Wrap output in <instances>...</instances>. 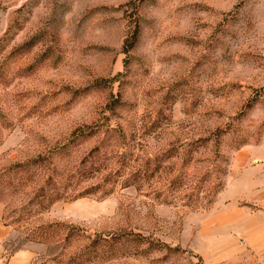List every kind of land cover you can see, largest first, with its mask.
Returning a JSON list of instances; mask_svg holds the SVG:
<instances>
[{
  "label": "rangeland",
  "instance_id": "1",
  "mask_svg": "<svg viewBox=\"0 0 264 264\" xmlns=\"http://www.w3.org/2000/svg\"><path fill=\"white\" fill-rule=\"evenodd\" d=\"M2 261L264 264V0H0Z\"/></svg>",
  "mask_w": 264,
  "mask_h": 264
},
{
  "label": "crops",
  "instance_id": "2",
  "mask_svg": "<svg viewBox=\"0 0 264 264\" xmlns=\"http://www.w3.org/2000/svg\"><path fill=\"white\" fill-rule=\"evenodd\" d=\"M5 238V229L0 227V241ZM2 251L0 249V264H4L2 261ZM33 254L29 251H19L15 253L8 261V264H32Z\"/></svg>",
  "mask_w": 264,
  "mask_h": 264
}]
</instances>
